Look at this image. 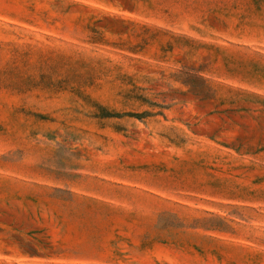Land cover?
Masks as SVG:
<instances>
[{"label": "rangeland", "instance_id": "obj_1", "mask_svg": "<svg viewBox=\"0 0 264 264\" xmlns=\"http://www.w3.org/2000/svg\"><path fill=\"white\" fill-rule=\"evenodd\" d=\"M0 264H264V0H0Z\"/></svg>", "mask_w": 264, "mask_h": 264}]
</instances>
